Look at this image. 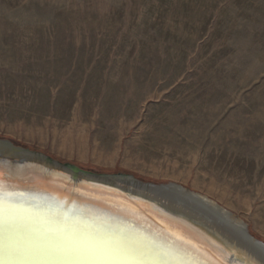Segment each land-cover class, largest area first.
I'll return each instance as SVG.
<instances>
[{
  "label": "rangeland",
  "instance_id": "rangeland-1",
  "mask_svg": "<svg viewBox=\"0 0 264 264\" xmlns=\"http://www.w3.org/2000/svg\"><path fill=\"white\" fill-rule=\"evenodd\" d=\"M0 139L177 184L264 244V0H0Z\"/></svg>",
  "mask_w": 264,
  "mask_h": 264
},
{
  "label": "bare ground",
  "instance_id": "bare-ground-1",
  "mask_svg": "<svg viewBox=\"0 0 264 264\" xmlns=\"http://www.w3.org/2000/svg\"><path fill=\"white\" fill-rule=\"evenodd\" d=\"M0 150L6 152L9 148L0 145ZM9 153L25 158V164L10 167L14 176L0 165L2 212L28 216L39 213L50 218L57 215L64 221L65 228L70 226V232L75 230L85 236H106L107 239L126 237L143 250L139 261L144 259L151 264H261L264 259V245L251 237L240 219L208 198L177 184H143L126 177L123 180L127 182L77 174L70 177L73 173L69 170L40 167L39 163L45 162L34 154L13 150ZM63 187L67 188L68 195L89 199L90 203L85 205L89 208L83 203L80 204L84 208L75 202L68 205V198L62 195ZM26 204L31 207L25 209ZM36 208L38 211H34ZM109 210L138 216L153 226L146 231L127 226L128 230L117 235L118 231L107 229L117 230L119 226ZM2 212L0 221L7 218ZM69 216H76V220L65 223ZM164 236L168 239H163ZM94 241L97 240L80 239L76 243L84 248L94 246ZM169 241H175L176 246Z\"/></svg>",
  "mask_w": 264,
  "mask_h": 264
},
{
  "label": "water",
  "instance_id": "water-1",
  "mask_svg": "<svg viewBox=\"0 0 264 264\" xmlns=\"http://www.w3.org/2000/svg\"><path fill=\"white\" fill-rule=\"evenodd\" d=\"M0 145L5 146V147L7 146L9 148V150L6 152H3L0 150V165H3L1 166V168L2 170L7 171L10 175H13V176L16 174H14V172L10 173L11 171L10 167L13 165L25 164V161H24L25 158L14 157L12 154L9 153V151H12V150L14 152L19 151L23 154H34L36 156H39L45 162V163L40 162L39 163L40 167H44L48 169H55L56 171L58 169L59 170L66 169V170H69L71 173H73L70 177L77 174L83 177H89V178L91 177V178H97V179H112V180L119 181V182H123V181L127 182L126 180H123L124 179L123 177H126L127 179L137 180L136 178L130 175L96 173L93 171L80 169L69 163H60L56 160L51 159L50 157L44 154L30 151L28 149L16 147L10 141H7V140L0 139ZM2 179H5V178H2ZM61 189L63 193L62 195L65 198H68V202H69L68 205H72L75 202L78 204L79 207L81 206L84 208L85 205H88L90 203V201H88L89 199L87 198L68 195V193L65 192L67 188L63 187ZM17 199L23 202L22 200H20L21 198H17ZM80 203H83L84 206H82ZM29 206H30L29 204H26L23 207H25V209H28ZM85 208H89V207L85 206ZM34 211H38V209ZM117 211L118 210L108 211L109 214L113 216L119 222V226H117V230L107 228L108 230L112 232L118 231L117 235L122 233V231L124 232V230H128L127 226L131 227L133 230L141 229L143 231L149 230L147 228L153 226L148 221L146 220L143 221V218H139L138 216H135L132 214L122 215V214L117 213ZM2 213L5 214L7 218L0 221V227H1L0 233H4L6 231V227L10 221H16L21 225H31L33 227H46L48 225L44 223H46L50 219L49 216L44 215V214H39V213H35L36 215H31V216H28V214H19V213L13 214L11 212L9 213L6 211H3ZM53 217H58V216L55 215ZM75 217L76 216H72V217L69 216L65 218V223H67L68 221H75L76 220L74 219ZM78 221H82V219H79ZM87 221L88 223L92 222V220H87ZM81 223L83 224L84 222H81ZM144 225L148 227H145ZM66 229L70 230V226L67 227ZM101 238L107 239L106 236H102ZM82 240H93V239L83 238ZM256 241L260 244H263L259 240H256ZM97 243L98 241H94V245ZM88 247L89 246L84 247V248H88ZM28 249H31V250L28 251ZM134 261L137 262V264H140V262L142 264H151L149 262H146L144 259H141V261H139V258L125 259V260L85 259V258H76L70 255L63 248H56L53 250L38 249L32 242L28 240L27 233L23 231L20 233L18 245L13 246V249L11 251H9V249L6 248L4 252L0 253V264H134Z\"/></svg>",
  "mask_w": 264,
  "mask_h": 264
},
{
  "label": "snow or ice",
  "instance_id": "snow-or-ice-1",
  "mask_svg": "<svg viewBox=\"0 0 264 264\" xmlns=\"http://www.w3.org/2000/svg\"><path fill=\"white\" fill-rule=\"evenodd\" d=\"M47 225L46 227H33L10 221L6 231L0 233V253L4 252L6 248L11 251L13 246L18 245L20 233L23 231L27 233L28 240L38 249L53 250L63 248L76 258L125 260L139 258L144 255L140 246L126 237L103 239L85 236L75 230L70 232L64 227V221L60 217L50 218L47 221ZM83 238L97 240L98 243L88 248L78 247L76 242ZM162 238L168 239L167 236ZM169 243L174 247L176 246L175 241H169ZM261 264H264V259L261 260Z\"/></svg>",
  "mask_w": 264,
  "mask_h": 264
}]
</instances>
